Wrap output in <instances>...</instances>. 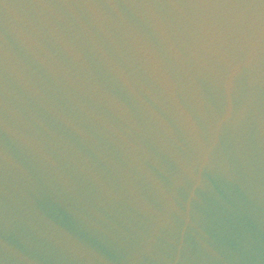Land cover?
I'll list each match as a JSON object with an SVG mask.
<instances>
[{"label": "water", "instance_id": "water-1", "mask_svg": "<svg viewBox=\"0 0 264 264\" xmlns=\"http://www.w3.org/2000/svg\"><path fill=\"white\" fill-rule=\"evenodd\" d=\"M0 264H264V0H0Z\"/></svg>", "mask_w": 264, "mask_h": 264}]
</instances>
